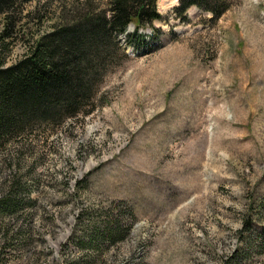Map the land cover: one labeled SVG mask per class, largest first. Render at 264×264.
Listing matches in <instances>:
<instances>
[{
    "label": "rangeland",
    "instance_id": "obj_1",
    "mask_svg": "<svg viewBox=\"0 0 264 264\" xmlns=\"http://www.w3.org/2000/svg\"><path fill=\"white\" fill-rule=\"evenodd\" d=\"M109 1L23 3L5 65ZM179 1L156 0L162 18L140 35L133 23L116 34L92 112L0 150V192L15 177L32 199L0 214V264H221L245 220L264 224V0H233L215 19L196 6L178 15ZM110 201L124 226L119 203L132 208V224L116 243L86 248L83 229ZM235 262L264 264V253Z\"/></svg>",
    "mask_w": 264,
    "mask_h": 264
},
{
    "label": "trees",
    "instance_id": "obj_2",
    "mask_svg": "<svg viewBox=\"0 0 264 264\" xmlns=\"http://www.w3.org/2000/svg\"><path fill=\"white\" fill-rule=\"evenodd\" d=\"M31 0H0V49L9 51L17 19L12 16L20 6ZM233 0H180L174 11L182 15L191 6L219 17ZM108 12V13H107ZM156 0H110L106 11H87L69 23L58 24L30 43L25 54L5 65L0 52V150L9 144L21 147L42 126H60L68 119L92 112L99 88L118 52L116 34L125 32L133 23L134 35L141 27L160 20ZM15 36V35H14ZM20 144V145H18ZM18 156V153H16ZM19 157V156H18ZM0 192V214L13 215L32 205L26 186L19 178L3 182ZM24 194L23 198H18ZM120 211L127 215L128 226L119 220L114 202L101 206V220H89L83 229L86 248L102 239L113 243L124 238L134 220L132 208L121 203ZM118 208V209H119ZM256 213L264 215V196L257 201ZM83 215L80 210L73 231L79 229ZM251 220H245L242 244L221 264H235L239 257L264 253V224L255 226L256 238H250ZM241 232V231H240ZM73 238V237H72ZM74 242H77L74 240ZM72 259L66 264H77Z\"/></svg>",
    "mask_w": 264,
    "mask_h": 264
}]
</instances>
